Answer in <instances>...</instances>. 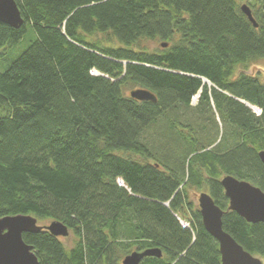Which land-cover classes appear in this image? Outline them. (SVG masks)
I'll list each match as a JSON object with an SVG mask.
<instances>
[{
	"label": "trees",
	"instance_id": "1",
	"mask_svg": "<svg viewBox=\"0 0 264 264\" xmlns=\"http://www.w3.org/2000/svg\"><path fill=\"white\" fill-rule=\"evenodd\" d=\"M15 1L23 23L0 21V217L59 220L76 237L24 232L38 264H121L147 248L161 256L138 264H221L192 199L202 189L264 259V222L227 210L221 184L264 190V81L245 71L264 58V0Z\"/></svg>",
	"mask_w": 264,
	"mask_h": 264
},
{
	"label": "water",
	"instance_id": "2",
	"mask_svg": "<svg viewBox=\"0 0 264 264\" xmlns=\"http://www.w3.org/2000/svg\"><path fill=\"white\" fill-rule=\"evenodd\" d=\"M240 7L256 26L250 7L246 3ZM0 21L15 28L23 23L15 0H0ZM161 45L167 44L161 43ZM129 94L138 100H156V96L144 88L132 89ZM258 155L264 164V150L259 151ZM221 184L228 198L227 210L236 211L251 223L264 222V190L233 175H224L221 178ZM197 204L204 227L218 242L221 264H264L259 256L246 250L223 229L222 216L226 210L218 206L208 192L199 193ZM181 223L187 226L186 222ZM42 229L55 236H66L69 233L67 225L59 220L39 225L37 218L30 214L0 217V264H38V258L32 246L23 239V233L38 232ZM148 255L159 257L161 250L147 248L143 251H132L122 258L121 264H138L142 257Z\"/></svg>",
	"mask_w": 264,
	"mask_h": 264
},
{
	"label": "rangeland",
	"instance_id": "3",
	"mask_svg": "<svg viewBox=\"0 0 264 264\" xmlns=\"http://www.w3.org/2000/svg\"><path fill=\"white\" fill-rule=\"evenodd\" d=\"M97 40L102 41L103 43H107L106 39L102 36L99 35L97 38ZM31 40L30 35L27 34L24 38H22V40L18 43L17 46H15V49H17V54L19 52H21L29 43V41ZM144 44H147L148 48L150 49H155L160 45V41L158 39L155 40H144L143 41ZM239 69H244L243 66L239 65L238 67ZM245 71L249 72V73H260V80L264 81V58H257L254 59L252 61L249 62V64L247 65V68H245ZM136 86H126L125 87V92L128 93L130 89L134 88ZM199 94H197V99H198ZM192 106H195V100L193 101V104H191ZM193 108V107H192ZM145 139L151 143L156 145V147L160 148V150H166L169 151L170 150V146L168 144H165V140L163 137L158 138V135L156 133V127H149L148 130L144 133ZM172 151V150H171ZM177 150L173 149V154H177ZM201 191H205V189L202 190H195L194 192H192V199L197 203V197L199 195V193ZM50 221H52L51 219H37V223L39 225H46L49 224ZM60 239L62 240L63 244L66 247H70L74 241L76 240V237L72 231V229H69V233L66 236H59ZM123 257V256H122ZM262 261L264 262V259L261 258Z\"/></svg>",
	"mask_w": 264,
	"mask_h": 264
}]
</instances>
